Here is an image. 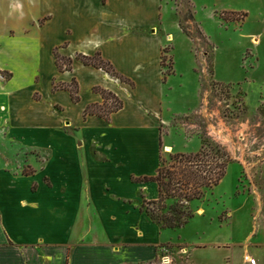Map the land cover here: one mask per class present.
<instances>
[{
  "label": "rangeland",
  "instance_id": "obj_1",
  "mask_svg": "<svg viewBox=\"0 0 264 264\" xmlns=\"http://www.w3.org/2000/svg\"><path fill=\"white\" fill-rule=\"evenodd\" d=\"M45 1L0 0V46L27 41L18 22L43 8ZM177 5L179 24L192 38V53L184 41H178L176 68L184 78L176 79L172 96L177 109H188L190 104L196 109L191 115L175 116L168 125L159 124L160 156L169 159L220 145L233 160L225 178L190 204L194 217L186 226L160 230L139 212L141 196L152 199L147 191L140 193L132 186L123 173L130 169L100 164L103 149L95 151L96 163L90 165V147L99 138L98 130L74 132L66 122L61 130L56 115L48 130L14 126L4 122L10 114L0 109V186L17 188L15 199L33 198L38 204L29 216L8 202L12 234L54 239L68 245L81 260L85 255L95 258V264H101L106 252L97 239H104L107 230L123 233L133 243L146 240L159 245L155 259L137 264H166L165 257L168 264H264V0H179ZM11 21L17 28H11ZM172 21L173 16L165 19L169 26ZM8 33L16 37L13 43L7 42ZM168 42L163 54L167 74L173 73L172 39ZM1 62L11 64L0 56ZM193 63L201 81L200 99L194 94L198 85L189 75ZM50 70L47 61L44 74ZM2 75L13 77L10 71ZM62 85L58 75L50 81L51 90L57 86L58 91ZM24 95L17 104L25 103ZM33 97L44 100L40 90ZM56 109L62 111L60 105ZM149 160L150 156L131 167L149 170ZM1 170L9 172V184L1 182L5 174ZM119 170L123 172L118 174ZM30 188L40 191L32 195ZM138 231L143 236L136 237Z\"/></svg>",
  "mask_w": 264,
  "mask_h": 264
},
{
  "label": "crops",
  "instance_id": "obj_2",
  "mask_svg": "<svg viewBox=\"0 0 264 264\" xmlns=\"http://www.w3.org/2000/svg\"><path fill=\"white\" fill-rule=\"evenodd\" d=\"M170 2L174 3L173 8L167 0H46L43 8L33 10L36 14L30 12L18 22L27 41L21 45L10 44L7 48L0 46L3 60L6 57L11 60V64L0 63V109L10 114L6 115L4 122L48 130V125L52 128V116L56 115L60 116L56 126L61 130L65 122L74 132L98 130L99 138L95 139V146L90 147V165L96 163L95 151L103 149L105 153L100 164L110 166L115 163L120 170L130 169L128 173L120 170L117 173H125L132 186L141 189L140 193L147 191L152 200H157V184H137L133 179L156 175L160 164L159 124L168 125L175 116H188L196 109L192 104L188 109H177L175 96H172L176 79L184 78V74L176 68L178 41H184L192 53V38L179 24V0ZM169 16H173L171 26L165 23ZM45 17L49 18L41 26L39 21L45 20ZM11 23V28H17L14 21ZM14 33L18 34L15 30ZM10 34H6L5 38L13 43L16 37L12 38ZM171 39L173 73L165 77L163 54ZM57 49L62 56L73 59L77 54L92 56L99 52L128 82L79 61H75L73 71L61 72L56 64ZM47 61L51 69L48 75L44 74ZM195 66L196 63H193L189 75L198 85L194 94L200 99L201 81ZM7 71L13 73L11 80L2 75ZM57 75L58 81L65 85L76 80L80 88L78 102L73 101L69 91L50 89V81ZM37 78H41V82H37ZM95 88L112 92L124 102L123 109L114 113L110 121L97 115L84 116L89 106L104 103L102 94ZM38 90L43 95L41 102L33 97ZM21 95L25 96L22 105L17 104ZM57 105L62 107V111L56 109ZM148 156L151 157L149 170L132 169L133 162L140 163ZM2 172L5 174L1 182L9 184L11 176L6 175L9 172ZM39 191L29 189L32 195ZM16 194L17 188L0 186V264H95V258L85 255L81 260L68 245H60L54 239H31L20 232L12 234L8 202L16 203L18 209L27 211L29 216L38 206L33 198L31 201L20 197L15 199ZM141 200L139 212L150 220L147 214L141 212L143 196ZM138 235L141 237L143 233L138 231L136 237ZM96 244L106 250L100 257L101 264L149 262L155 259L156 247L159 246L146 240L133 243L127 235L108 230L104 239L99 236Z\"/></svg>",
  "mask_w": 264,
  "mask_h": 264
},
{
  "label": "trees",
  "instance_id": "obj_3",
  "mask_svg": "<svg viewBox=\"0 0 264 264\" xmlns=\"http://www.w3.org/2000/svg\"><path fill=\"white\" fill-rule=\"evenodd\" d=\"M55 58L61 72L73 71L75 61H79L85 66L102 69L122 82H128L99 52L92 56L77 54L73 59L62 56L56 51ZM165 62L163 57V67H166ZM168 75L172 73H165V77ZM54 89L57 90V86ZM58 89L69 91L74 102L80 100V88L76 80H73L71 85L63 84ZM94 90L102 94L104 103L89 106L85 111V118L97 115L110 121L114 113L123 109L124 102L112 92L101 88ZM111 102L114 107L111 106ZM232 163L229 153L217 144L203 146L199 151L190 154L170 155L169 159L160 156L156 175L133 179L137 184L155 183L158 186L157 200L144 199L141 212L146 213L161 230L183 228L194 217L190 204L195 200H201L208 190L217 187L225 178L227 169Z\"/></svg>",
  "mask_w": 264,
  "mask_h": 264
},
{
  "label": "built area",
  "instance_id": "obj_4",
  "mask_svg": "<svg viewBox=\"0 0 264 264\" xmlns=\"http://www.w3.org/2000/svg\"><path fill=\"white\" fill-rule=\"evenodd\" d=\"M164 262L166 263V264H168L169 263V257H165L164 258ZM171 263V262H170Z\"/></svg>",
  "mask_w": 264,
  "mask_h": 264
}]
</instances>
